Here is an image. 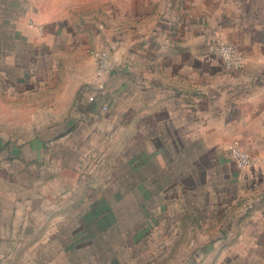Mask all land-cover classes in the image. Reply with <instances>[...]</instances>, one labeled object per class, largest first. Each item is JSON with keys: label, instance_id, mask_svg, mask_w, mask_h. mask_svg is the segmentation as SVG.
<instances>
[{"label": "crops", "instance_id": "1", "mask_svg": "<svg viewBox=\"0 0 264 264\" xmlns=\"http://www.w3.org/2000/svg\"><path fill=\"white\" fill-rule=\"evenodd\" d=\"M210 39L236 44L243 67L210 52ZM102 46L112 67L97 77ZM0 123L6 231L36 188L92 177L133 139L160 141L140 152L154 176L182 156L192 175L203 149L202 180L229 182L214 186L213 207L264 219V0H0ZM231 143L255 157L256 176L232 163Z\"/></svg>", "mask_w": 264, "mask_h": 264}, {"label": "rangeland", "instance_id": "2", "mask_svg": "<svg viewBox=\"0 0 264 264\" xmlns=\"http://www.w3.org/2000/svg\"><path fill=\"white\" fill-rule=\"evenodd\" d=\"M214 41L219 40L206 45L210 52ZM108 142L119 145L112 137ZM158 142L133 139L121 155L109 157L108 167L100 156L92 177L76 181L68 175L62 187L46 183L36 195L29 193L34 198L25 209L22 203L17 217L7 215L3 221L16 230L0 224V264L28 259L33 264H264V219L254 222L250 214L235 219V203L213 207L214 186L227 189L229 182L202 180L208 159L198 146L192 175L183 170L187 157L182 156L164 163V171L154 176L155 161L140 152L155 149ZM257 166L246 169L256 176ZM227 251L230 258L223 259Z\"/></svg>", "mask_w": 264, "mask_h": 264}, {"label": "built area", "instance_id": "3", "mask_svg": "<svg viewBox=\"0 0 264 264\" xmlns=\"http://www.w3.org/2000/svg\"><path fill=\"white\" fill-rule=\"evenodd\" d=\"M211 51L218 54L224 63L228 66L240 67L245 63V57L242 51L234 43L226 41H214L208 44ZM92 53L96 59V75H103L111 68L110 53L106 48L93 50ZM93 98V97H91ZM102 108L105 110L107 106L104 104ZM231 157L239 167H250L256 163V159L248 151L233 143L229 145Z\"/></svg>", "mask_w": 264, "mask_h": 264}]
</instances>
